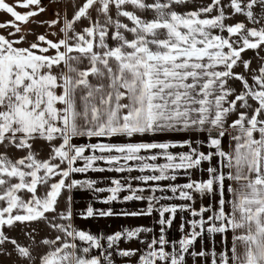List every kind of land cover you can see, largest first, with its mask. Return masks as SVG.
I'll list each match as a JSON object with an SVG mask.
<instances>
[{
    "label": "snow or ice",
    "instance_id": "6c2138e0",
    "mask_svg": "<svg viewBox=\"0 0 264 264\" xmlns=\"http://www.w3.org/2000/svg\"><path fill=\"white\" fill-rule=\"evenodd\" d=\"M60 2L0 0V264H264V0Z\"/></svg>",
    "mask_w": 264,
    "mask_h": 264
},
{
    "label": "crops",
    "instance_id": "0c3cea01",
    "mask_svg": "<svg viewBox=\"0 0 264 264\" xmlns=\"http://www.w3.org/2000/svg\"><path fill=\"white\" fill-rule=\"evenodd\" d=\"M8 3L10 4H16V0H7ZM49 0H44V4L48 5V10L47 12L41 16L36 18L37 20H51L54 18L53 16V10H59L61 13H63L64 10V4H47ZM19 11L23 12L24 9L18 8ZM71 14V11L69 9V15ZM12 19L10 14L0 12V22L3 21H8ZM32 27L33 25H29ZM52 29H49L51 31ZM36 31L39 33H43L45 31V28L43 27H38L36 28ZM94 176H99L100 174H93ZM105 176H110V175H116V174H110V173H105ZM182 182V181H180ZM103 186V185H101ZM106 195V194H104ZM90 194L88 193H83L79 194L76 196L77 200V206L78 207H86L87 202L90 200ZM199 203V202H198ZM197 203V206H198ZM143 202H128L127 204H122V203H116L114 207L119 210L121 208H126V209H137L144 207ZM94 207H107L106 205H102L99 203L94 204ZM155 222V216L154 217H139V218H100V219H88V220H81L78 219L77 223L83 227L90 229L93 233H100L103 232L105 234H110L116 230H119L121 227L128 226V227H134L137 225H145V226H153ZM177 224L179 223V218L177 219ZM158 230V229H157ZM170 236L172 238H178L179 233L176 231L175 226L173 229L170 230ZM219 240V237H217V241ZM122 247L124 246L123 244L121 245ZM138 245L132 244L131 247H137ZM218 246V245H217ZM117 264H123V259L122 258H117ZM191 264V261L189 262Z\"/></svg>",
    "mask_w": 264,
    "mask_h": 264
},
{
    "label": "rangeland",
    "instance_id": "374dc122",
    "mask_svg": "<svg viewBox=\"0 0 264 264\" xmlns=\"http://www.w3.org/2000/svg\"><path fill=\"white\" fill-rule=\"evenodd\" d=\"M47 4H63L62 2H60V0H49V2ZM248 57L253 56V52H248ZM40 227H43L42 225ZM17 233H13V235H16ZM2 259V258H0ZM4 264H10V262L5 261Z\"/></svg>",
    "mask_w": 264,
    "mask_h": 264
}]
</instances>
